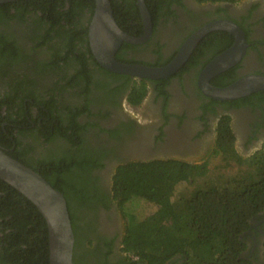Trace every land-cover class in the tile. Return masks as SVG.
<instances>
[{"label": "trees", "instance_id": "obj_1", "mask_svg": "<svg viewBox=\"0 0 264 264\" xmlns=\"http://www.w3.org/2000/svg\"><path fill=\"white\" fill-rule=\"evenodd\" d=\"M110 1L120 28L141 36L144 29L137 0ZM194 1L237 4L243 0ZM166 2L146 0L154 23ZM95 7V0H20L0 5V146L64 195L75 235L74 264H255L246 254L248 244L242 236L264 212V151L243 159L234 149L228 124L219 131L217 154L222 153L225 167L237 163L236 174L213 179L208 163L176 160L123 164L113 177L112 192L128 217L121 242L125 256L113 262L111 251L93 248L91 241L84 248L88 231L79 223V212L94 210L97 204L107 206L92 181L93 171L103 167L101 157L78 143L86 129L78 117L91 114V84L108 92L107 98L114 91H129L128 100L134 106L142 103L148 91L145 80L111 73L94 59L82 19L87 10L91 21ZM127 49L136 47L124 43L116 55L118 61L129 63L122 58ZM235 80L228 72L218 86ZM34 124H45L48 132L55 129L51 136L44 134L46 142L56 146L41 156L38 167L29 164L33 148L21 140ZM184 184L190 189L179 192ZM140 200L165 209L143 218L127 213L126 204ZM0 264H50L45 218L1 179Z\"/></svg>", "mask_w": 264, "mask_h": 264}, {"label": "flooded vegetation", "instance_id": "obj_2", "mask_svg": "<svg viewBox=\"0 0 264 264\" xmlns=\"http://www.w3.org/2000/svg\"><path fill=\"white\" fill-rule=\"evenodd\" d=\"M145 4L147 6L146 0ZM162 5L155 23L151 16V37L143 44L132 45L136 49L123 52V60L129 62L126 64L165 66L199 29L209 23L227 20L236 23L245 33L247 52L237 66L215 76L210 83L220 87V79L228 72L233 74L235 81L249 75L264 76V0H243L237 4L168 0ZM137 6L139 8L138 0ZM89 18L86 10L82 22L88 30ZM234 42L235 38L225 31L207 34L175 75L164 80H145L147 95L138 106L129 103L127 90L114 91L107 98L108 92H100L91 84V114L86 112L78 117V121L86 126L81 132L84 139L78 143H82L85 151L101 157L103 167L93 171L92 181L95 193L107 206L97 204L94 210L79 212V223L88 231L84 248L87 249V241H91L93 248L101 247L104 253L111 251L109 258L113 262L125 256L121 242L127 223H121L120 207L112 192L113 177L119 166L154 160L201 165L208 163L210 157L222 158L221 152L217 154V142L224 124H228L234 136V149L243 159L264 151V91L238 100L217 101L205 96L199 87V76L205 67ZM217 44L225 49H219ZM199 48L202 49L197 51ZM134 80L137 79L132 78ZM103 97L107 101L102 102ZM33 115L37 118L38 111H33ZM54 131L51 128L48 132L45 124H34L21 138L26 146L33 148L28 153V162L33 167H38L47 150L55 148L56 145L47 143L44 136H51ZM78 137H75L77 141ZM242 238L248 244L246 254L255 264H263L264 212L251 221L250 229Z\"/></svg>", "mask_w": 264, "mask_h": 264}, {"label": "water", "instance_id": "obj_3", "mask_svg": "<svg viewBox=\"0 0 264 264\" xmlns=\"http://www.w3.org/2000/svg\"><path fill=\"white\" fill-rule=\"evenodd\" d=\"M20 0H0V5ZM88 39L93 56L105 70L137 80H164L179 72L199 42L209 33L225 31L234 38V44L215 57L199 76V87L205 96L217 101H231L264 91V76L249 75L226 87H215L210 80L237 66L244 58L248 44L245 33L236 23L216 21L195 32L168 64L151 67L126 64L116 59L123 43L140 45L153 33V23L145 0H138L144 25V34L135 37L118 25L110 0H95ZM0 179L31 201L46 220L49 231L50 264H74L75 235L64 195L53 188L39 173L9 156L0 146Z\"/></svg>", "mask_w": 264, "mask_h": 264}, {"label": "rangeland", "instance_id": "obj_4", "mask_svg": "<svg viewBox=\"0 0 264 264\" xmlns=\"http://www.w3.org/2000/svg\"><path fill=\"white\" fill-rule=\"evenodd\" d=\"M210 158L208 160V165H209V170H210L209 176L211 178L216 179L224 175L231 176L237 173L238 168L232 164H231L232 166L225 167L226 164L224 163L221 157L213 156ZM200 182L203 183V180H200L199 183ZM188 189H190V187L187 184H184L178 188L179 192H185ZM161 209L164 210L165 207L163 208L159 205L147 202L145 200H140L136 204H133V205L132 203H129L128 205L126 204V207H125V210L127 211V213H131V211H133V213L138 215V217L140 218L152 215L160 211ZM119 215H120L121 223L125 225L128 222V217L124 215L121 209L119 210ZM262 259H263V264H264V257Z\"/></svg>", "mask_w": 264, "mask_h": 264}]
</instances>
